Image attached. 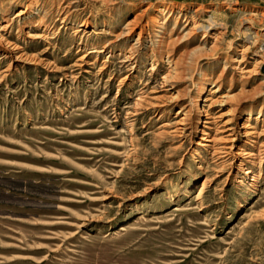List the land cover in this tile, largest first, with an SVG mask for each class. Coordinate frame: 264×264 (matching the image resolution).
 <instances>
[{
    "label": "rangeland",
    "instance_id": "obj_1",
    "mask_svg": "<svg viewBox=\"0 0 264 264\" xmlns=\"http://www.w3.org/2000/svg\"><path fill=\"white\" fill-rule=\"evenodd\" d=\"M9 21L0 264H264V0H0Z\"/></svg>",
    "mask_w": 264,
    "mask_h": 264
},
{
    "label": "bare ground",
    "instance_id": "obj_2",
    "mask_svg": "<svg viewBox=\"0 0 264 264\" xmlns=\"http://www.w3.org/2000/svg\"><path fill=\"white\" fill-rule=\"evenodd\" d=\"M22 10V9H21ZM24 13L25 12H28V10H25V11H23ZM240 13V12H239ZM3 16L5 15V13H1ZM23 14V13H22ZM17 16H19V15H16V17ZM216 22V21H215ZM38 24V23H37ZM12 26V22L11 21H9V22H5L4 23V27H2V28H0V55L1 56H3L2 57V59H6V58H9V59H13L12 57H14L15 55V50H16V48H15V46L14 45H11V43L10 44H8V42L6 41V39L4 38V36H3V33L2 32H5L6 30H8L10 27ZM33 28V27H32ZM27 37L28 38H35L36 39V37L35 36H33V35H31L30 33H28L27 34ZM37 38H39V36L37 37ZM244 39L246 40V42L248 43V46L244 49L245 51H250L253 47H254V45H258V39L256 40L255 39V37H253L252 36V33L251 34H248L247 36H245L244 37ZM10 47H13V48H10ZM253 50V49H252ZM258 57H260V58H262V62H264V34H263V38H262V40H261V43H260V46H259V49H258ZM14 55V56H13ZM256 56H257V54H256ZM243 57V56H242ZM21 59V57H16L15 58V60H20ZM14 60V59H13ZM11 62V61H10ZM259 63V62H258ZM164 79V78H163ZM204 88H200L199 89V95H201L203 92H204ZM178 93H176V96L174 97L175 99L178 97ZM241 128H246V129H251V127L250 128H247V127H241ZM230 132V134L228 135L229 136V138L230 139H228V143L230 144V145H233L237 140H238V134H237V132H235V131H233V130H231V131H229ZM249 133H246V136L248 135ZM228 138V137H227ZM245 155H248V153L247 152H242V154L240 155V156H245ZM252 155V154H251ZM247 173H249V171H246L245 172V174H247ZM252 180H254L253 178H252ZM203 190H204V184H202V187H201V189L199 190V192H198V194H197V197H199V196H201V194H202V192H203ZM181 210H178V211H175V212H180ZM120 228H122V227H120Z\"/></svg>",
    "mask_w": 264,
    "mask_h": 264
},
{
    "label": "built area",
    "instance_id": "obj_3",
    "mask_svg": "<svg viewBox=\"0 0 264 264\" xmlns=\"http://www.w3.org/2000/svg\"><path fill=\"white\" fill-rule=\"evenodd\" d=\"M129 1L136 3H143V4H149L152 2V0H129Z\"/></svg>",
    "mask_w": 264,
    "mask_h": 264
}]
</instances>
